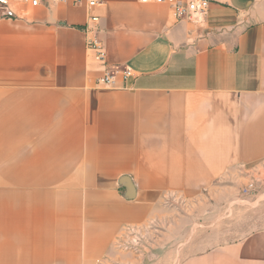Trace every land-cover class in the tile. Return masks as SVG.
<instances>
[{"label": "crops", "instance_id": "0c3cea01", "mask_svg": "<svg viewBox=\"0 0 264 264\" xmlns=\"http://www.w3.org/2000/svg\"><path fill=\"white\" fill-rule=\"evenodd\" d=\"M14 9L0 18V264H147L122 244L185 226L168 200L231 198L225 182L264 166V0L214 3L202 27L109 0L94 11L104 62L84 8ZM261 207L259 227L176 264H264Z\"/></svg>", "mask_w": 264, "mask_h": 264}, {"label": "rangeland", "instance_id": "374dc122", "mask_svg": "<svg viewBox=\"0 0 264 264\" xmlns=\"http://www.w3.org/2000/svg\"><path fill=\"white\" fill-rule=\"evenodd\" d=\"M244 169L240 172V178L223 184L227 186L226 189L236 190V193L231 194V198L220 199L213 192L206 190L198 199L168 200V209L178 218H183L185 226H168L173 230L170 238L164 243H158V236L161 234L157 230L160 228L158 226L156 230L153 227L149 233L146 232V236L122 244L121 249L126 252L145 251L147 264H176L182 256V251L191 244L196 245L194 249L201 250L219 241L243 237L251 229L259 227L252 220L256 206H262L263 222L260 224L264 226V166ZM242 190L253 194L247 195L243 199L245 201H241L238 198L244 196ZM168 216L173 219L171 213ZM128 236L130 237V234Z\"/></svg>", "mask_w": 264, "mask_h": 264}, {"label": "built area", "instance_id": "2783aa9c", "mask_svg": "<svg viewBox=\"0 0 264 264\" xmlns=\"http://www.w3.org/2000/svg\"><path fill=\"white\" fill-rule=\"evenodd\" d=\"M109 0H0V18L18 17L14 9L16 5H25L32 8L39 6H50L54 4H72L82 7L90 13V23L86 27V44L89 50L94 52L95 59L104 62L107 56L106 47L101 37L99 26L100 17L94 14L95 9ZM142 4H165L169 7L172 16L179 21H187L196 26H204L207 20L209 9L212 4H228L230 0H133ZM124 79L132 74L129 68L117 70ZM102 86L116 87V73H106L97 79ZM128 231H131L130 228Z\"/></svg>", "mask_w": 264, "mask_h": 264}]
</instances>
